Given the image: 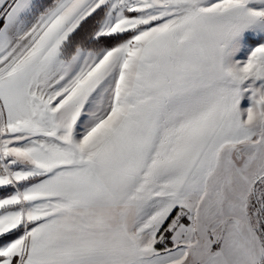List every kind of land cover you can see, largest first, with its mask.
<instances>
[{"label":"snow or ice","instance_id":"snow-or-ice-1","mask_svg":"<svg viewBox=\"0 0 264 264\" xmlns=\"http://www.w3.org/2000/svg\"><path fill=\"white\" fill-rule=\"evenodd\" d=\"M0 264H264V0H0Z\"/></svg>","mask_w":264,"mask_h":264}]
</instances>
